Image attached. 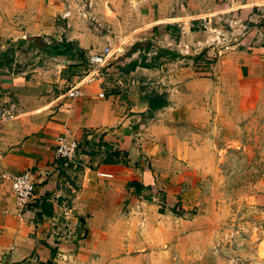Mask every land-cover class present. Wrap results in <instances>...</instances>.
<instances>
[{
    "label": "rangeland",
    "instance_id": "374dc122",
    "mask_svg": "<svg viewBox=\"0 0 264 264\" xmlns=\"http://www.w3.org/2000/svg\"><path fill=\"white\" fill-rule=\"evenodd\" d=\"M63 1L64 9L43 21L35 19L41 16L36 6L0 0V63H12L14 71L45 67L54 56L45 51L71 33H86L82 39L94 51L108 36L115 44L128 43L120 54H111L101 71V77L111 80L122 67L118 55L134 43H150L147 60L162 48L149 40L139 21L144 0ZM213 25V42L191 60L160 54L154 62L177 59L185 68L166 65L162 78L146 88L136 86L143 96L164 95L141 137L150 150L147 168L165 178L157 180L153 200L140 195L108 215L103 243L82 264H245L250 252L246 240L256 227L253 195L264 187V89L253 99L241 94L233 83L239 54L227 50L235 43L264 45V11L252 21L221 19ZM88 52L83 50L79 59ZM141 52L138 48L132 56Z\"/></svg>",
    "mask_w": 264,
    "mask_h": 264
},
{
    "label": "crops",
    "instance_id": "0c3cea01",
    "mask_svg": "<svg viewBox=\"0 0 264 264\" xmlns=\"http://www.w3.org/2000/svg\"><path fill=\"white\" fill-rule=\"evenodd\" d=\"M15 3L36 6L41 16L35 19L43 21L64 9L63 0ZM140 6L139 21L144 22L149 40L162 43V48L181 57L177 59L191 60L193 54L203 52L213 42V22L252 21L256 12L264 11V0H144ZM80 33L67 38L64 34L65 41L71 43L72 50L94 51L91 43L82 39L86 33ZM104 37L97 49L113 44L119 53L128 44H115ZM237 44L227 50L240 58L234 66L233 83L243 96L253 99L264 89V45ZM137 51L130 47L126 54L121 53L124 56L118 55V62L125 65L137 59L132 56ZM177 59L152 68L115 70L117 78L101 77L81 87L82 95L72 99L56 98L73 81L72 69L79 59L54 55L45 67L15 71L12 63H0V104L13 103L16 110L13 118L0 122V264H82V259L103 243L109 214L125 203H134L140 195L154 199L157 180L165 177H156L147 168L150 150L141 134L149 125L146 114L151 110L145 98L150 95L143 96L144 92L135 88L153 84L166 65H177ZM99 92L102 97L97 96ZM63 134L73 139L80 151L74 160L55 158L56 137ZM112 151H124L125 156H114ZM24 171L33 177L32 201L51 203L50 216L35 219L29 206L17 210L8 176ZM129 182L139 185L137 193L133 186H127ZM164 197L168 203V195ZM253 202L257 205L256 227L246 240L250 252L244 261L264 264V187L253 195Z\"/></svg>",
    "mask_w": 264,
    "mask_h": 264
},
{
    "label": "built area",
    "instance_id": "2783aa9c",
    "mask_svg": "<svg viewBox=\"0 0 264 264\" xmlns=\"http://www.w3.org/2000/svg\"><path fill=\"white\" fill-rule=\"evenodd\" d=\"M67 13H63L65 16ZM117 48L112 51L111 47L105 46L100 50L89 51L84 62L74 64L72 72L74 74L73 81L69 82L65 89L56 99H72L82 95L81 87L92 83L101 78V71L105 69V65L109 62V57ZM98 97H102L103 93L99 92ZM16 115L13 103L0 104V122L10 120ZM77 145L73 139H68L65 135L56 137L54 146V155L57 159L64 161L74 160L77 155ZM104 177H110V174L99 173ZM10 190L14 198L17 210L25 209L33 199V177L27 172H21L15 175H9Z\"/></svg>",
    "mask_w": 264,
    "mask_h": 264
},
{
    "label": "trees",
    "instance_id": "16d2710c",
    "mask_svg": "<svg viewBox=\"0 0 264 264\" xmlns=\"http://www.w3.org/2000/svg\"><path fill=\"white\" fill-rule=\"evenodd\" d=\"M136 48L142 49V52L138 55L137 59H131L128 61L125 65H122L121 71L128 72L134 70L135 67H143V68H152L156 67L154 65V62L157 60L158 56L160 54L163 55H173L174 53L171 52L168 49L161 48L158 49V52L155 54V56L150 57V60L146 59V53L147 49L150 48V43L148 42H142V43H134L131 46V50H135ZM49 51H45L49 55H65L67 59H73L77 58L79 59L81 53L83 52L80 49H74L72 50L71 43L68 41H65L62 39L59 43H54L50 48ZM78 62H84V59H79ZM164 95L163 94H153L150 96H147L146 102H147V108L151 111L158 109L159 107L163 106L164 104ZM150 113H147L146 116H149ZM80 151L77 149V154ZM111 154L114 156L121 155L124 156L125 153H120L119 151H112ZM62 160V159H60ZM127 186H133L135 192L137 193L139 191V185L135 182H129L127 183ZM33 211H34V217L35 219H40L42 215L44 216H50L52 214V205L51 203L45 201L44 199H41L40 201L35 200L32 201L31 204L28 205Z\"/></svg>",
    "mask_w": 264,
    "mask_h": 264
}]
</instances>
